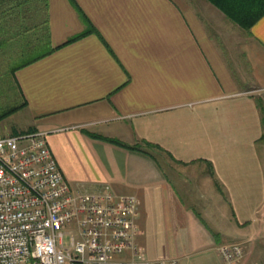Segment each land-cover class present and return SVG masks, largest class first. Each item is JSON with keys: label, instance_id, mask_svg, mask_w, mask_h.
<instances>
[{"label": "crops", "instance_id": "obj_1", "mask_svg": "<svg viewBox=\"0 0 264 264\" xmlns=\"http://www.w3.org/2000/svg\"><path fill=\"white\" fill-rule=\"evenodd\" d=\"M76 1L99 34L67 42L87 27L70 0L0 13V42L58 46L10 76L0 110L22 106L0 135L46 131L73 190L135 195L138 259L229 264L218 248L238 243L235 264H264V16L245 29L206 0Z\"/></svg>", "mask_w": 264, "mask_h": 264}, {"label": "built area", "instance_id": "obj_2", "mask_svg": "<svg viewBox=\"0 0 264 264\" xmlns=\"http://www.w3.org/2000/svg\"><path fill=\"white\" fill-rule=\"evenodd\" d=\"M137 216L133 194L73 190L46 131L0 136V264H177L134 257ZM218 250L229 264L243 256L238 243Z\"/></svg>", "mask_w": 264, "mask_h": 264}, {"label": "trees", "instance_id": "obj_3", "mask_svg": "<svg viewBox=\"0 0 264 264\" xmlns=\"http://www.w3.org/2000/svg\"><path fill=\"white\" fill-rule=\"evenodd\" d=\"M212 4L218 7L220 10L224 12L233 22L237 23L239 26L245 29H249L260 17L264 16V0H209ZM31 0H0V13L4 12L8 9H13V7H24L27 6ZM73 7L76 9L80 18L86 24V29L69 38L68 41H72L85 33L88 32H96L99 34L95 26L92 24L89 17L83 11L81 6L77 3L76 0H70ZM21 48L19 46V42H0V66L4 71L0 73V95L3 97V100L8 99V93L13 89L11 88L10 78L7 79L6 74L12 76L14 71L24 66L31 61L39 58L45 53L50 52L54 48L58 47H49L47 51L44 52H32L28 54V50L30 49V42H21ZM18 45V46H17ZM22 50V54L24 55L21 61L17 59L14 55L19 50ZM27 54V55H26ZM11 59V61H10ZM13 62L9 68H6L7 63ZM4 67V68H3ZM6 73V74H5ZM4 85V86H3ZM1 98V97H0ZM11 97H9L10 99ZM9 99L7 101H9ZM22 105V104H21ZM19 105H11L5 109L0 110V120L11 112L15 111Z\"/></svg>", "mask_w": 264, "mask_h": 264}, {"label": "rangeland", "instance_id": "obj_4", "mask_svg": "<svg viewBox=\"0 0 264 264\" xmlns=\"http://www.w3.org/2000/svg\"><path fill=\"white\" fill-rule=\"evenodd\" d=\"M206 1H208L209 3H211L209 0H206ZM212 4V3H211ZM214 7H216L214 4H212ZM219 11H221L223 14H224V12L222 11V10H220L218 7H216ZM229 20H231L226 14H224ZM232 21V20H231ZM233 22V21H232ZM235 23V22H234ZM235 24H237V23H235ZM238 25V24H237ZM239 26V25H238ZM239 27H241V26H239ZM14 60H16L17 58H13ZM10 61H11V59H10ZM11 65H13V62H9V63H7V65H6V68H9ZM4 68V67H3ZM4 71V69H2V67L0 66V73H2ZM6 74V73H5ZM6 77H7V79H9L10 78V75H7L6 74ZM262 101V100H261ZM22 105L21 104H19V108L21 107ZM262 108H264V101H262ZM12 113V112H11ZM10 113V114H11ZM10 114H8V115H10ZM8 115H6L5 117H7ZM5 117H3V118H5ZM2 118V119H3ZM27 131H30V130H27ZM20 132H24V131H17V132H9V133H7V134H2V135H0V136H5V135H11V134H17V133H20ZM262 143H264V141H262ZM262 143H259L258 145L260 146Z\"/></svg>", "mask_w": 264, "mask_h": 264}]
</instances>
